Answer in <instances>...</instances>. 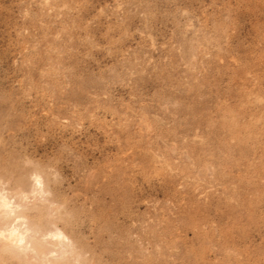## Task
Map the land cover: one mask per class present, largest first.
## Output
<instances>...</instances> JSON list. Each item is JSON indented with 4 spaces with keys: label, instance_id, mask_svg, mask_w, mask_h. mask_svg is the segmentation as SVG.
Returning a JSON list of instances; mask_svg holds the SVG:
<instances>
[{
    "label": "rangeland",
    "instance_id": "1",
    "mask_svg": "<svg viewBox=\"0 0 264 264\" xmlns=\"http://www.w3.org/2000/svg\"><path fill=\"white\" fill-rule=\"evenodd\" d=\"M0 185V264H264V0H0Z\"/></svg>",
    "mask_w": 264,
    "mask_h": 264
},
{
    "label": "clouds",
    "instance_id": "2",
    "mask_svg": "<svg viewBox=\"0 0 264 264\" xmlns=\"http://www.w3.org/2000/svg\"><path fill=\"white\" fill-rule=\"evenodd\" d=\"M34 181L36 189H39V178L35 177ZM37 194V191L30 194L17 193L0 185V243L6 250H15L21 253L33 251L32 244L35 237L24 217V211L29 196L35 197ZM41 239L57 241L62 238L50 233ZM50 255H54V253H50ZM71 264H88V262L85 257H78Z\"/></svg>",
    "mask_w": 264,
    "mask_h": 264
},
{
    "label": "bare ground",
    "instance_id": "3",
    "mask_svg": "<svg viewBox=\"0 0 264 264\" xmlns=\"http://www.w3.org/2000/svg\"><path fill=\"white\" fill-rule=\"evenodd\" d=\"M54 244V243H53ZM53 247H55V246H53Z\"/></svg>",
    "mask_w": 264,
    "mask_h": 264
}]
</instances>
